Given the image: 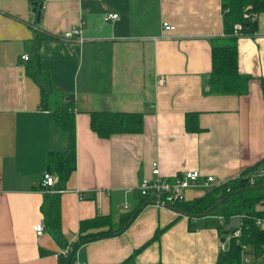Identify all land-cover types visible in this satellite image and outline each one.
<instances>
[{
	"label": "crops",
	"instance_id": "1",
	"mask_svg": "<svg viewBox=\"0 0 264 264\" xmlns=\"http://www.w3.org/2000/svg\"><path fill=\"white\" fill-rule=\"evenodd\" d=\"M41 3L36 23L29 0H0V264H55L60 250L46 227L41 235L32 229L43 220L40 185L48 152L65 145L63 132L39 105V87L25 74L22 55H29L35 29L48 35L39 50L56 92L48 108L67 94L75 104L76 166L59 192L67 241L82 219L110 214L117 221L133 209L136 185L150 175L153 161L165 178L184 169H198L201 180L232 178L260 167L264 12L252 20L254 32L237 37L238 70L250 78L246 92L235 94L212 93L207 83L212 40L223 37L221 0ZM107 13L117 17L106 20ZM163 21L174 28H163ZM73 26L79 34L64 37ZM97 109L142 112L143 129L99 137L89 125V112ZM193 111L201 130H186L185 113ZM206 189L188 188L183 199ZM255 208L264 209V199ZM216 224L214 217L199 219L189 229L185 215L150 201L121 233L82 244L73 264H211L220 251Z\"/></svg>",
	"mask_w": 264,
	"mask_h": 264
},
{
	"label": "trees",
	"instance_id": "2",
	"mask_svg": "<svg viewBox=\"0 0 264 264\" xmlns=\"http://www.w3.org/2000/svg\"><path fill=\"white\" fill-rule=\"evenodd\" d=\"M33 1L43 2V0H29L31 8ZM247 6L249 7L246 8ZM221 10L223 37L220 39L222 42H218L217 38L214 43L212 40L210 49L211 68L207 77L209 91L212 93L243 94L246 92L250 75L243 74L238 70V50L236 46L238 34L233 33V25L236 22L243 24V28L240 31L241 34L254 32V22L244 18L243 13L254 12L258 14L264 12V0H221ZM47 36L44 31L35 29L28 58L24 60V68L25 74L39 87L40 107L47 109L55 126L65 136L63 148H50L45 169L55 176V187L63 189L76 166L75 104L73 95L67 94L63 99L60 98L54 108H48L49 98L56 92L51 87L48 70L42 66L40 61V44ZM89 115L90 128L99 137L106 138L118 133H138L143 129V113L139 111L97 109L91 110ZM197 116L198 112L196 111L185 113L184 123L186 130H201L197 124ZM258 166L256 164L222 184L206 189L199 196L171 201L173 206L187 213V216H185L187 217L189 229L195 228L199 219L206 223L209 218L214 217L217 221L216 229L220 239H223L225 234H230L234 230L225 231L224 225L233 217L239 218L240 234L229 239L227 249L219 251L216 260L211 264H264V229L255 223L257 217L264 216V209L255 208L256 204L264 199V181L255 179L250 183L246 179L247 174L258 169ZM250 186L258 187L245 188ZM41 187L42 185H40ZM44 198L45 201L42 207L44 226L60 248L68 247V252L65 255H57L55 264H73L75 262V252L82 244L121 233L139 210L147 202L151 201L149 197L143 196L138 192V204L133 209L119 214L117 221H113V217L110 214H97L93 217L82 219L79 222L77 235L69 242L61 231L59 192H51L44 189ZM220 199L222 200L213 206ZM208 208L210 210L205 216H198L199 213ZM166 227L156 228L152 237L145 241L141 247L157 239L161 231ZM242 256L247 257L246 263L243 262Z\"/></svg>",
	"mask_w": 264,
	"mask_h": 264
},
{
	"label": "built area",
	"instance_id": "3",
	"mask_svg": "<svg viewBox=\"0 0 264 264\" xmlns=\"http://www.w3.org/2000/svg\"><path fill=\"white\" fill-rule=\"evenodd\" d=\"M247 6L246 8H248ZM244 18L254 20L257 16V13L254 12H244ZM117 17L116 13H107L105 19L115 18ZM162 26L165 29H173L174 25L169 23L168 21H163ZM243 28V24L241 22H236L233 25V33L241 34V29ZM80 29L78 26H73L63 32L64 37H74L78 35ZM28 58L27 54L22 55V59L26 60ZM165 79L163 77H159L157 80L158 84H163ZM150 175L142 176L138 181L136 188L137 191L143 195L147 196L154 203L158 204L159 201H166L171 203L172 200H175L176 197L178 199L183 198V193L188 188L197 187L199 185H203L207 188H210L215 185H220L226 180L230 178H219L216 179L213 175H205V177L201 180L202 174L198 169H184L176 172L172 177L165 178L160 175L159 167L157 161H153L151 163V171ZM246 179L252 183L255 179H261L264 181V161L260 165V167L251 173L247 174ZM56 179L55 176L44 170L41 178V185L44 189L49 190L51 192H61L62 189L55 187ZM159 205V204H158ZM255 223L259 226L264 224V216L257 217ZM32 229L36 235H41L44 230V222L43 220H39L38 222L32 225ZM240 234L239 226L234 228V230L230 234H225L223 239H219V250L224 251L228 247L229 239L233 236L237 237ZM68 252V247L60 248L57 255L62 254L65 255ZM242 260L244 263L247 262V257L242 256ZM76 264H84L81 261H76Z\"/></svg>",
	"mask_w": 264,
	"mask_h": 264
},
{
	"label": "water",
	"instance_id": "4",
	"mask_svg": "<svg viewBox=\"0 0 264 264\" xmlns=\"http://www.w3.org/2000/svg\"><path fill=\"white\" fill-rule=\"evenodd\" d=\"M32 5H33L32 6V11L35 12L34 20H35L36 23H38L40 21L42 3L41 2L38 3L37 1H33ZM261 185H259V186H261ZM254 187H258V186H250V187H245V188H254ZM222 199H220L216 203H214L213 206L217 205ZM175 200H178V197H176ZM158 204L161 205V206H164V207H168V208H170V209H172V210H174V211H176V212H178V213H180L182 215H186L187 216V213L185 211H183L180 208H177V207L173 206L169 202L159 201ZM210 208L202 211L201 213L198 214V216H205L206 213L210 210ZM238 226H239V218L238 217H233L224 225V230L228 231V230L234 229V228H236Z\"/></svg>",
	"mask_w": 264,
	"mask_h": 264
},
{
	"label": "rangeland",
	"instance_id": "5",
	"mask_svg": "<svg viewBox=\"0 0 264 264\" xmlns=\"http://www.w3.org/2000/svg\"><path fill=\"white\" fill-rule=\"evenodd\" d=\"M59 99V98H58Z\"/></svg>",
	"mask_w": 264,
	"mask_h": 264
}]
</instances>
